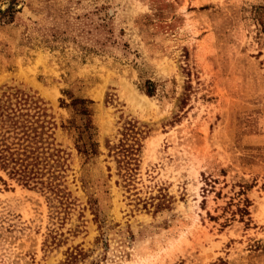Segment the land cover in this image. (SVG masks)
Wrapping results in <instances>:
<instances>
[{"label":"rangeland","instance_id":"rangeland-1","mask_svg":"<svg viewBox=\"0 0 264 264\" xmlns=\"http://www.w3.org/2000/svg\"><path fill=\"white\" fill-rule=\"evenodd\" d=\"M21 123L0 264H264V0H0Z\"/></svg>","mask_w":264,"mask_h":264},{"label":"trees","instance_id":"trees-1","mask_svg":"<svg viewBox=\"0 0 264 264\" xmlns=\"http://www.w3.org/2000/svg\"><path fill=\"white\" fill-rule=\"evenodd\" d=\"M18 116L23 117L24 114L20 112ZM16 129L18 131L14 137L15 142L8 141L7 132L0 134V168L8 169L11 176L27 186L32 182L37 183L42 178L45 167H38L41 153L30 143L32 139L30 127L26 126V123H21Z\"/></svg>","mask_w":264,"mask_h":264}]
</instances>
